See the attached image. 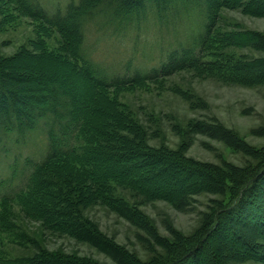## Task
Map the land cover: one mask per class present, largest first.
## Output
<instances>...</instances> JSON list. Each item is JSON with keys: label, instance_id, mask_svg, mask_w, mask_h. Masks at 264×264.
<instances>
[{"label": "trees", "instance_id": "trees-1", "mask_svg": "<svg viewBox=\"0 0 264 264\" xmlns=\"http://www.w3.org/2000/svg\"><path fill=\"white\" fill-rule=\"evenodd\" d=\"M6 1L61 33L63 49L54 57L66 71L56 77L41 73L36 79L43 86L38 87L27 75L29 61L49 55H35L26 48L10 55L0 52V150L6 153L7 169V177L0 176V231L33 241L21 231L18 213L11 206L17 204L20 216L22 211L24 218L40 223L47 232L88 243L114 264L264 263V144L251 147L221 126H200L202 133H213L234 151L257 157L256 164L246 168L226 161H201L164 142L151 145L147 128L108 92L189 69L222 70L225 75L226 71L247 74L264 68L261 60L231 65L221 49L250 40L255 47L261 39L256 33H227L219 25L221 12L229 5L264 16V0ZM143 23L185 36H175L154 64L149 65L144 60L149 58L144 57L135 65L132 55L113 62L120 69L117 72L89 50L90 31L96 36L129 38ZM206 54L221 60L208 61ZM22 60L27 67L17 66ZM259 72L264 75L263 70L255 73ZM257 76L248 78L254 82ZM224 77L231 82L245 80L233 73ZM27 146L37 150L25 152ZM229 184L235 186L233 198L218 205L206 227L193 236L169 225L170 236H162L138 206L162 200L187 210L195 195H221ZM125 192L139 200L130 201ZM95 205L144 230L148 236L141 238L158 245L166 256L142 260L111 239L88 213ZM217 229L222 238L214 235ZM0 264L105 263L88 254L39 247L36 253L22 257L0 254Z\"/></svg>", "mask_w": 264, "mask_h": 264}, {"label": "rangeland", "instance_id": "rangeland-1", "mask_svg": "<svg viewBox=\"0 0 264 264\" xmlns=\"http://www.w3.org/2000/svg\"><path fill=\"white\" fill-rule=\"evenodd\" d=\"M227 4H233V2L228 1ZM103 8L107 9V7ZM238 9L230 5L223 9L220 15V29L227 33H256L261 41H256L255 47L251 46V40L242 46L235 47L230 44L229 47L221 49L220 53L224 58L229 59L228 61L233 66L237 61L247 65L258 60L264 62V16L243 13ZM17 10L13 4L0 0V52L3 55H10L19 49L26 48L35 55L42 54V52L41 56L49 55L38 61H29L28 64L30 71L27 75H30V79L33 77L31 79L35 80L33 84L38 87L43 86L36 79L41 73H49L56 77L66 71L65 68L61 69V65L55 61L54 57V54L62 52V35L56 28L45 24L40 19ZM164 30L166 31H157L152 24L143 23L140 31L134 30L130 39L126 35L118 38L103 36V34L96 36L90 31L88 47L89 50L91 48L98 61L108 66L131 55L134 56L135 65L144 57L149 58V60H144L151 65L156 62V57H159L167 46L171 45L169 43L175 39V36H178L177 39L185 36L183 33L175 34L172 29L165 28ZM159 34L162 36L160 37ZM134 40L138 42L132 43ZM206 58L208 61L213 58L217 61L221 60L214 54H206ZM23 60L17 63V66L27 67L22 63ZM112 67L116 72L120 70L119 67ZM260 70L264 71V68L256 69V71ZM221 71L215 73L189 69L159 80L114 88L108 92L117 101L125 104L128 110L147 128L151 134V139H149L151 145L158 146L164 142L169 148L183 149L185 154L201 161L215 164H222L226 161L246 168L249 164L250 166L255 165L257 157L255 159L247 151H234L231 145L228 146L224 143L225 141L210 135L213 133H202L199 128L202 125L214 128L221 126L227 131H232L234 137L239 136L243 144L247 143L251 147L262 146L264 144V75H261V72L255 73V69L249 71L253 76L258 75L257 80L251 82L248 78L251 76L249 73L226 71L225 75L233 73L245 78V80L231 82L224 77ZM13 74L19 73L13 72ZM38 143L36 141V144ZM25 148V152L37 150L34 147ZM5 157L6 153L0 150L1 177H7ZM234 188L235 186L229 184L221 195L205 193L195 195L187 210L177 209L169 202L162 200L143 202L138 206L162 236H170L168 225L185 235L193 236L206 227L208 218L218 205L222 202L226 204L233 198ZM123 195L130 201L138 199H133L129 192ZM11 206L18 213L17 221L21 231L33 241L18 240L0 231V254L3 256L13 258L32 255L38 251L39 247H45L50 251L59 248L65 252L92 255L105 264L115 263L108 255L88 243L47 232L40 223L24 218L22 211L20 216L17 204ZM88 213L98 223L102 232L117 243L136 252L142 260L166 256L158 245L141 238L148 236L144 230L104 206H92ZM218 230H215L214 235L222 238ZM229 244L225 242V245ZM171 260L172 258H169V261ZM240 264L264 263L247 261Z\"/></svg>", "mask_w": 264, "mask_h": 264}]
</instances>
